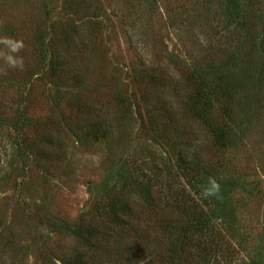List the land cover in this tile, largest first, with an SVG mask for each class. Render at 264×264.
I'll return each instance as SVG.
<instances>
[{"label":"rangeland","instance_id":"rangeland-1","mask_svg":"<svg viewBox=\"0 0 264 264\" xmlns=\"http://www.w3.org/2000/svg\"><path fill=\"white\" fill-rule=\"evenodd\" d=\"M197 73L222 92L214 116H230L221 149L188 122L217 176L243 188L228 201L229 242L264 253V0H0V140L21 146L0 166L7 262L62 264L78 249L62 224L136 169L172 163L174 134L146 113L160 93L179 119ZM95 119L112 124L103 141L83 138Z\"/></svg>","mask_w":264,"mask_h":264},{"label":"trees","instance_id":"trees-1","mask_svg":"<svg viewBox=\"0 0 264 264\" xmlns=\"http://www.w3.org/2000/svg\"><path fill=\"white\" fill-rule=\"evenodd\" d=\"M226 1L230 8L237 3ZM189 79L190 91L179 96V119L167 111V99L160 93L151 97L152 106H160L158 112L146 113L151 124L174 134L166 140L172 163L162 159L144 173L136 169L95 203L92 214L62 224L60 228L78 245L62 264H264L261 251L246 254L244 248L229 242L236 235L228 201L243 188L236 179L217 176L215 166L204 155L203 142L188 123H202L212 146L223 148L230 116L225 120L212 113L222 92L208 88L199 73ZM86 123L85 140L103 141L112 134L110 121ZM72 127L77 130L76 125ZM10 145L0 140V166L21 151L18 137ZM209 179L220 185L218 196L202 195ZM242 182L249 184L246 179ZM252 184L257 190L258 183ZM128 189L136 190L138 199ZM7 260L0 248V264H11Z\"/></svg>","mask_w":264,"mask_h":264},{"label":"clouds","instance_id":"clouds-1","mask_svg":"<svg viewBox=\"0 0 264 264\" xmlns=\"http://www.w3.org/2000/svg\"><path fill=\"white\" fill-rule=\"evenodd\" d=\"M220 192V185L214 180L209 179L207 184L202 187V195L204 197L218 196Z\"/></svg>","mask_w":264,"mask_h":264}]
</instances>
